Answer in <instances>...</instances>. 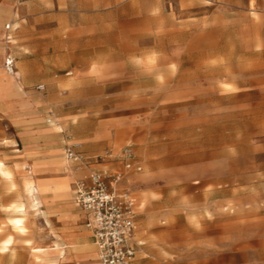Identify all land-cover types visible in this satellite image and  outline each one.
I'll return each instance as SVG.
<instances>
[{
    "label": "rangeland",
    "instance_id": "1",
    "mask_svg": "<svg viewBox=\"0 0 264 264\" xmlns=\"http://www.w3.org/2000/svg\"><path fill=\"white\" fill-rule=\"evenodd\" d=\"M36 1L0 0V264H98L58 228L72 183L124 170L126 146L142 165L135 264H264V0H56L50 15ZM67 177L69 197L41 184Z\"/></svg>",
    "mask_w": 264,
    "mask_h": 264
},
{
    "label": "built area",
    "instance_id": "2",
    "mask_svg": "<svg viewBox=\"0 0 264 264\" xmlns=\"http://www.w3.org/2000/svg\"><path fill=\"white\" fill-rule=\"evenodd\" d=\"M5 28L6 43L13 45L12 23H7ZM4 68L10 74L16 71V57L10 48L5 55ZM72 73L66 72L67 75ZM36 89L45 91L46 85L37 84ZM48 121L52 122V118ZM65 155L68 160L85 164L83 154L73 145H67ZM120 158L125 171L92 170L88 176L77 179L73 187L74 202L85 213V224L94 237L100 264H134L139 247L131 189L123 185V180L127 171H141L142 165L130 146L123 149Z\"/></svg>",
    "mask_w": 264,
    "mask_h": 264
},
{
    "label": "crops",
    "instance_id": "3",
    "mask_svg": "<svg viewBox=\"0 0 264 264\" xmlns=\"http://www.w3.org/2000/svg\"><path fill=\"white\" fill-rule=\"evenodd\" d=\"M42 1L43 2H40L39 0H37L36 2H32V4L34 5V7L37 9L38 12L43 11L42 13H47V15L53 14L54 8L56 6V0H42ZM17 2L19 3V0H17ZM10 10H11V3H4L3 5H1L0 6V18L7 16L10 13ZM13 10H15V12L17 14L19 13V8L17 7V5H13ZM7 23H12V29H11L10 33L14 36V38H15V31L18 28V25H15L13 23V21L6 22L5 24H3V26H2L3 30H4L3 41L6 40L7 30L5 28V25ZM15 42H16V39H14V43ZM30 46L35 50L34 52L37 53V55H38V59L36 60V62L44 63V62L49 61V60H47V58H55V54H53L54 52L53 53L49 52V50L51 48L50 44L32 43V44H30ZM4 59H5V56H4ZM3 63H4V61H3ZM5 72L7 74H10L6 70H5ZM14 74L19 76L20 72H15ZM10 75H12V74H10ZM65 75H67L66 72H65ZM14 78L16 79V77H14ZM4 88L5 87L2 84H0V91L3 90ZM40 92H43V91H40ZM67 145L65 146V148L67 147ZM65 148H64V154H65ZM69 161H72V160H69ZM72 162H75V161H72ZM108 164L112 165L113 163H108ZM94 170H96V169H94ZM91 171L83 177L88 176L91 173ZM118 171H125V169L124 170H118ZM132 171H137V170L132 169V170L127 171L126 176L123 180V185L128 186L131 189V198L133 201L135 214H136V218H135V220H136V239L139 243L138 252H137V256H138V253L141 251V248H142L144 243L138 237L137 217H138L139 204L136 200V197L132 194V182L129 180L130 173ZM75 182H76V180L72 183V195H73L72 200H73L75 207H72L70 202H67V221L66 222L63 221L64 225L60 226L58 229L62 232H65V234H67V243H72L71 246L74 245V247H72V248H74L76 253L94 256L95 252H96V259L98 261L97 246H96V243H95V240H94V237H93L91 231L86 227L85 213L74 202L73 187H74ZM61 183H60V181H56L55 179H49L48 181H44L41 184L43 186H45L46 188H52L51 190H53L56 193V195H58V196L69 197L70 196L69 178L67 177V183H64V184L63 183L61 184ZM58 184H60V185H58ZM42 185L39 184V187H41ZM55 193H54V195H55ZM59 207H61V206H59ZM55 209H58V207ZM76 209H78L77 210L78 212H74V210H76ZM77 217L83 219V225H81V224L79 225L77 223V221H76ZM55 219L56 218H53V223L56 224L57 222ZM88 236L92 239V243L89 241ZM137 256L135 258L134 264L136 262ZM98 264H100L99 261H98Z\"/></svg>",
    "mask_w": 264,
    "mask_h": 264
},
{
    "label": "bare ground",
    "instance_id": "4",
    "mask_svg": "<svg viewBox=\"0 0 264 264\" xmlns=\"http://www.w3.org/2000/svg\"><path fill=\"white\" fill-rule=\"evenodd\" d=\"M26 188H27V190H28V192L30 193V195L32 194V192H33V188H34V185L33 184H31L30 182H27V184H26ZM22 205V204H21ZM25 207L24 206H21V211H25ZM11 221H12V223H13V225H15V226H17V227H21L22 225H23V223H24V221H25V219H24V217H22V216H19V217H14V218H12L11 219ZM8 243H9V241H5L1 246H0V249L1 250H4L6 247H7V245H8ZM36 250H40V249H36ZM39 252V251H38Z\"/></svg>",
    "mask_w": 264,
    "mask_h": 264
}]
</instances>
